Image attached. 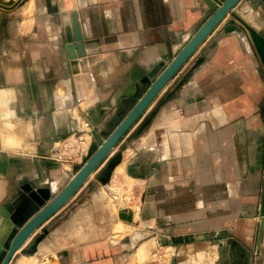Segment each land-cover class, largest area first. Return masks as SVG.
<instances>
[{
    "label": "crops",
    "instance_id": "crops-1",
    "mask_svg": "<svg viewBox=\"0 0 264 264\" xmlns=\"http://www.w3.org/2000/svg\"><path fill=\"white\" fill-rule=\"evenodd\" d=\"M232 11L264 36V0H240ZM212 12L203 0H27L0 7V137L16 149L0 152L6 205L26 219L41 209L23 185L54 183L55 195L84 162L75 158L68 168L52 160L60 139L80 130L100 145L150 85L142 81L151 63L166 50L178 52ZM230 18L24 246L123 148L109 182L39 242L41 254L57 255L51 264L135 263L120 239L136 228L151 234L140 248L154 244L169 252L150 264H254L264 177V67L248 32L223 31ZM96 54L101 57L88 63ZM197 57L201 63L178 86ZM75 65L81 101L75 99ZM33 158L44 177L38 184ZM31 258L38 264V256Z\"/></svg>",
    "mask_w": 264,
    "mask_h": 264
},
{
    "label": "water",
    "instance_id": "water-1",
    "mask_svg": "<svg viewBox=\"0 0 264 264\" xmlns=\"http://www.w3.org/2000/svg\"><path fill=\"white\" fill-rule=\"evenodd\" d=\"M27 0H7L0 3V7L7 8L9 6L22 5ZM208 6V10L212 9L213 12L203 21L199 28L193 33L188 39L184 46L172 56L168 50L161 53L160 56L151 63L149 69L146 72V77L142 81L144 84H150L143 94L138 98L130 111L126 116L118 123V125L112 130V132L105 138V140L97 145L92 143L89 146L88 153L84 159L83 164L76 169L75 173L69 178L65 186L55 195L56 189L54 183H49L46 188L33 187L30 183L26 182L23 185V189L29 194V197L39 205H43L32 217L26 219L25 216L20 215L19 220L9 225L7 215L5 214L3 219L0 221V226L5 223L6 229L1 234L8 232V247L0 262V264H9L13 256L17 251H21L27 256H38L40 260L42 255L38 250L37 246L39 242L49 233L51 229L59 225L69 214L80 204H82L97 188L109 182L114 167L120 162L123 148H119L114 152L113 155L108 158L105 166L95 179L90 181L88 185L77 194L72 200L69 207L61 214L57 215L51 220V222L41 228L39 234L34 236L32 241L26 245L30 239L32 233L36 228L47 220L58 208H60L69 199L79 186L87 179L97 165L106 157V155L114 148L120 138L127 132V130L135 123L139 116L143 113L146 107L163 88V86L173 77L176 71L188 60V58L194 53L197 47L205 40L209 33L221 23L222 19L227 15H231V18L223 23L222 29L224 32H248L256 51L261 59L264 67V36L248 22L238 18L232 9L239 3L240 0H203ZM235 18L239 23L232 20ZM70 38L67 37V47L71 50ZM101 57V54L93 56H87L88 63H92L94 60ZM203 58L197 57L187 72L182 76L178 86L181 85L191 71L197 67ZM74 61V60H73ZM75 63V62H74ZM73 85L75 92V99L77 101L83 100L85 97L82 90L81 75L78 72L77 66L73 68ZM80 132V130H79ZM60 139V142L56 144V147L52 150V160L57 161L61 164L63 159L60 158V143L64 138ZM0 148L5 150H16L9 149L3 146ZM33 163L36 169L35 183L43 181L41 169L39 168L36 158H33ZM71 164V162H70ZM53 195L52 198H50ZM259 226L257 236V248L256 258L254 264H259V254L262 244V237L264 232V177L262 185V194L259 207ZM149 236V233H145L142 230L136 228L129 235L120 239V243L126 246L125 253L127 254L136 248L141 240ZM2 249H5L2 248Z\"/></svg>",
    "mask_w": 264,
    "mask_h": 264
},
{
    "label": "rangeland",
    "instance_id": "rangeland-1",
    "mask_svg": "<svg viewBox=\"0 0 264 264\" xmlns=\"http://www.w3.org/2000/svg\"><path fill=\"white\" fill-rule=\"evenodd\" d=\"M1 129H2V125H1V121H0V133H1ZM23 139H26V138H23ZM1 141H2V139H1ZM1 150H5V149L0 148V152H1ZM6 202L7 201L6 200L4 201L3 197L1 195L0 196V221L4 217H6V216H4L6 214L9 225H10V224H13L15 221H18L20 218H19V216L16 215L15 211H13V210L10 211V210L6 209ZM149 237H151V234H149V236H147L146 238L141 240L139 242V244L136 246V248L129 252V253H131V252L134 253V257H135V263H131V260H130L129 264H150V263H154V262H159L158 260H160L161 255L162 254L164 255V253L168 252V251H166V249L160 248V246H157V248L155 249L156 246H154V244L151 248H149L148 246L143 247V245L140 248L139 246H140L141 242L144 240H147ZM8 244H9L8 232L1 234L0 235V262H1L5 252L7 250ZM4 247H5V249H2ZM23 258H25L26 259L25 261H27V263H25V264H34L32 262L31 256L30 255L27 256L24 253H22L21 251H18L13 256L12 262L10 264H23L20 262L21 259H23Z\"/></svg>",
    "mask_w": 264,
    "mask_h": 264
},
{
    "label": "built area",
    "instance_id": "built-area-1",
    "mask_svg": "<svg viewBox=\"0 0 264 264\" xmlns=\"http://www.w3.org/2000/svg\"><path fill=\"white\" fill-rule=\"evenodd\" d=\"M83 127L88 128L89 123L83 122ZM90 142L87 135L82 132L67 136L60 143V158L65 160H73L75 158L85 159L88 153ZM57 255L43 254L38 264H51L53 261H57Z\"/></svg>",
    "mask_w": 264,
    "mask_h": 264
},
{
    "label": "bare ground",
    "instance_id": "bare-ground-1",
    "mask_svg": "<svg viewBox=\"0 0 264 264\" xmlns=\"http://www.w3.org/2000/svg\"><path fill=\"white\" fill-rule=\"evenodd\" d=\"M0 146H3V147H6V148H7V146H4V145L2 144V142H1V137H0ZM9 148H10V147H9ZM62 163H63L64 166L70 168V160H63ZM5 229H6V224L3 223V224L0 226V232H3ZM146 244H147V243H146ZM139 250H140V249H139ZM140 251H141V250H140ZM142 255H143V254H142ZM144 256H145V255H144Z\"/></svg>",
    "mask_w": 264,
    "mask_h": 264
},
{
    "label": "flooded vegetation",
    "instance_id": "flooded-vegetation-1",
    "mask_svg": "<svg viewBox=\"0 0 264 264\" xmlns=\"http://www.w3.org/2000/svg\"><path fill=\"white\" fill-rule=\"evenodd\" d=\"M6 209H7V210H10V211L12 210V208L9 207L8 205H6ZM16 215H17V212H16Z\"/></svg>",
    "mask_w": 264,
    "mask_h": 264
}]
</instances>
